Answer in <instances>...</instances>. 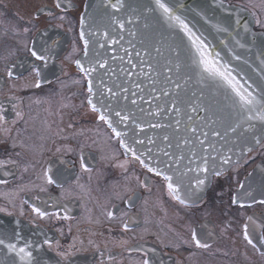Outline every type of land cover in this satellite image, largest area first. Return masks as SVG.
Wrapping results in <instances>:
<instances>
[{
    "label": "flooded vegetation",
    "instance_id": "1",
    "mask_svg": "<svg viewBox=\"0 0 264 264\" xmlns=\"http://www.w3.org/2000/svg\"><path fill=\"white\" fill-rule=\"evenodd\" d=\"M88 1L60 0L61 7L57 8L56 0H0V115L7 121L0 122V160L16 161L0 168V180L6 181L0 183V208L13 213L8 216L0 212V219L19 220L28 237L47 232L63 248L74 240L80 247L83 240L87 250L77 253L75 264H141L145 258L152 264H264V256L240 235L248 217L253 216L256 224L250 225V234L257 248L264 249V241L257 239L264 224V205L253 203L251 198L242 201L251 206L230 204L238 182H244L257 200L264 199L260 194L264 148L256 145L252 136L244 138L229 153L233 163L224 166L225 174L213 176L192 207L173 200L162 177L147 172L130 153L126 154L87 105V81L75 61L83 57L80 17L85 16ZM223 1L246 11L254 30L264 33V0ZM41 8L43 14L37 12ZM25 28L30 30L25 32ZM38 29H47L49 45L59 43L43 71L41 87L35 88L33 58L24 45L41 41ZM74 45L76 52L72 51ZM9 70L12 78L8 77ZM101 73H93L95 84ZM18 111L22 119L17 117ZM118 130L127 133L124 139L138 155L152 148L159 159L158 149L168 143L162 137L164 129L154 139L159 148L148 142L137 144L134 133L123 126ZM169 140L173 145L178 141L177 136L175 141ZM248 148L253 151L247 152ZM146 163L151 164V158ZM49 168L52 173H63L59 186L45 183L43 173ZM41 187L46 191L41 192ZM44 201L48 202L47 211L67 214L70 219L53 216L30 224L34 217L31 205L44 207ZM21 209L23 216L19 215ZM125 223L130 229L127 232ZM193 228L198 238L200 233L210 234L202 241L210 245L208 249L182 242ZM110 256L113 259L109 260Z\"/></svg>",
    "mask_w": 264,
    "mask_h": 264
},
{
    "label": "snow or ice",
    "instance_id": "2",
    "mask_svg": "<svg viewBox=\"0 0 264 264\" xmlns=\"http://www.w3.org/2000/svg\"><path fill=\"white\" fill-rule=\"evenodd\" d=\"M220 5L223 6V0H220ZM123 6V0H115V2L113 0H101L96 7L105 9L101 21H105L106 17L107 26L118 23L119 27L123 28L124 24L106 11L108 8L119 11ZM56 7H61L60 0H56ZM183 7V4L175 3L174 0H152V3L143 6L144 11L141 15H144L145 20H154L159 27L167 32V37L161 33L160 46L155 47V52L158 58H163L166 61L165 68L168 74L165 75V81L172 85V90L175 91L177 97L176 102L172 104L173 109L179 113L181 109L177 105L187 103L193 113L212 112L213 116L216 117L215 119L206 120L205 117H200V119L204 127L219 125L218 128H212L211 131L212 137L216 138L215 140L210 139L209 133L206 131L200 133L203 136V139H200V136L196 135L197 128L188 126L185 131L190 132L191 136L181 137L182 143L177 141L173 145L169 137L163 138L168 143L164 148L158 149L159 159L153 155L152 148H148L146 152L138 155L137 149L124 139L127 133L118 130L120 124L127 126L125 122L130 118L128 115L122 114L123 109L117 110L113 106V100L118 103L119 93L111 87H106L102 78H100L99 85H96L93 77L96 67H86L85 63H82V59L89 65L93 63V58L89 55L91 37L101 35V33L88 28L89 20L83 15L80 17L81 30L79 32V40L83 41V57L77 59L75 63L87 81L86 90L89 97L87 105L91 113L95 114L100 122L107 125L125 149L126 154L130 153L137 162L147 169V172L155 174L156 177H162L167 194L173 200L180 205L192 207L197 200L202 198L200 193L204 191L206 184L211 182L212 177H220L225 174L224 166L233 163L229 153L234 151L235 144L245 138V133L256 132L257 124L260 125L259 135L254 134L252 139L256 145L264 148V41L257 43V36L253 33L250 41L241 43V40L236 38L240 36L239 30H237L236 37H233L235 45L252 53L253 56L257 57L259 63L253 69L248 58L237 55L233 51L232 60L241 61L240 64L233 66L232 62L226 60L221 52L216 50V46L208 41L207 36L199 32L185 16L178 13V9ZM132 11L136 12L138 9ZM37 12L43 14L44 9H37ZM33 18L39 19V16ZM59 19L63 20L65 17H59ZM128 23H132L131 18H129ZM236 24L242 26L245 33L249 32L248 25H241L239 19L236 20ZM144 27L147 29L150 24L145 23ZM214 27L218 32L228 31L227 28H222L219 24L214 25ZM29 30V28L24 29L25 32ZM37 31L42 38L41 41L37 44L34 40L32 46L25 44L24 47L33 58L31 73L37 79L32 87L40 88L43 71L48 66L49 61L52 60L53 49L59 42L53 41L49 45L48 39L45 38L47 29H38ZM131 34L135 35V33ZM107 35V32L103 33L104 37ZM261 35L264 36V33ZM222 43L227 44V41H222ZM99 47L103 48L104 44H100ZM77 50L74 45L72 51L76 52ZM106 65L107 61L99 63L100 67ZM245 66L256 72L258 78L253 79L250 75H244ZM8 77H13L11 70L8 71ZM193 83L198 87L189 92ZM123 91L127 92L128 90L123 89ZM181 93H184L186 99L180 98ZM165 94L167 95V92ZM124 98L127 99V97ZM2 112L3 108H0V113ZM16 115L20 119L23 118V114L19 111ZM113 116L118 119L114 120ZM191 119L192 117L189 116V120ZM0 122H7L3 115H0ZM176 123L179 126L180 121L177 120ZM151 127H160V125H151ZM5 131L8 130L5 129ZM232 134H237L235 140L232 139ZM135 142L139 145L145 143L144 140ZM148 143L154 145L155 141L149 139ZM230 143L233 145L232 147H228ZM173 147L179 151L168 150ZM185 149H187L186 153ZM252 151V148L247 149L249 153ZM141 156H144L145 159H142ZM148 158H151V164L146 163ZM15 163L14 160H0V168ZM81 166L84 167L83 164ZM85 170L88 171L89 169L85 167ZM50 173H52L50 168L43 173L45 183L59 186L60 177L63 176V173ZM0 183H6V181L0 180ZM40 191H46V188L41 187ZM260 194L264 196V183L260 186ZM247 198H251L253 203L264 205V199L257 200L244 182H238L230 204L240 207L251 206L242 202ZM36 199L39 197L37 196ZM24 203L27 204L28 201L25 200ZM43 204L44 207L31 205V213L34 214V217L29 220L30 224L53 216L56 219H70L67 214L61 216L58 212L47 211V201H44ZM0 212L6 213L8 216L13 215L7 208H0ZM19 215H25L22 209ZM107 215L109 218L113 217L112 212L107 213ZM255 224L256 221L253 216H249L240 235L247 245L264 256V249L257 248L254 238L250 234V225ZM123 228L126 232L130 230L127 223L123 225ZM260 228L261 232L257 239L264 241V224H261ZM208 236L210 234L200 233L198 238L197 230L193 228L190 237L182 239V242L192 244L199 249H208L210 245L207 242H202L206 241ZM92 243L91 240L88 241L89 245ZM79 245L80 247H77V242L74 240L67 248H63L59 241L50 239L47 232L44 231H40L38 234L33 233L31 237L25 236L21 222L16 220L10 229L0 227V254L4 257L0 259V264H75L74 257L77 253L87 250L83 240L79 241ZM62 248L63 250H61ZM97 251H99L98 247ZM100 254L103 255V253ZM147 255L148 252L145 251V256ZM111 259L113 258L110 256L109 260ZM141 264H152V262L145 258Z\"/></svg>",
    "mask_w": 264,
    "mask_h": 264
},
{
    "label": "water",
    "instance_id": "3",
    "mask_svg": "<svg viewBox=\"0 0 264 264\" xmlns=\"http://www.w3.org/2000/svg\"><path fill=\"white\" fill-rule=\"evenodd\" d=\"M100 2L101 0H89L87 3L85 17L89 20L88 28L101 33V35L91 37L89 55L93 58V63L89 65L86 61L84 62L86 67L94 66L96 72H102L101 78L105 86L111 87L119 93L118 103L113 100V106L117 110L123 109L122 114L130 117L125 122L127 126L125 124L119 126L127 128L128 132H133L135 141L144 140V145L148 144L149 139H156L161 129H164L165 133L163 138L167 136L175 141L174 137L177 136V140L182 143L181 137L191 136L190 132L185 131L188 126L197 128L196 135L200 136V139H203L200 133L206 131L209 133V138L215 140L211 131L212 128H218L219 125L204 127L200 119V117H205L206 120L215 119L212 112L193 113L187 103L177 105L181 109L179 113L172 107L177 97L175 91L172 90V85L165 81V75L168 74L165 68L166 61L163 58H158L155 52V47L160 46L161 33L167 37V32L159 27L154 20H145L144 15H141L144 11L143 6L152 3V0H123L124 6L119 11L108 8L106 11L123 23V28H120L118 23L107 26L106 17L105 21H101L105 9L96 7ZM174 2L184 5L183 8L178 9V13L185 16L199 32L207 36L208 41L215 45L216 50L220 51L226 60H230L233 66L241 63V61L232 60L234 51L235 54L248 58L252 68H256L259 63L257 57L246 49L236 46L233 39L236 37V31L239 30L240 36L236 38L240 39L241 43L250 41L253 33L257 36V43L264 41L262 33L254 30L251 16L246 11L224 1L221 6L220 0H174ZM133 9H138V11L133 12ZM129 18L132 19V23H128ZM237 19L240 20L241 25H248V33H245L242 26L236 24ZM145 23H149L150 27L146 29ZM217 24L222 28H227L228 31L218 32L214 27ZM104 32L108 33L107 37L103 36ZM131 33H135V35ZM222 41H227V44ZM100 44H104V47L100 48ZM96 61L99 63L107 61V65L100 67ZM243 74L250 75L253 79L258 78L256 72L251 71L247 66H245ZM196 87L198 85L193 83L189 92ZM123 89L128 91L124 92ZM180 98L186 99L184 93H181ZM189 116L192 117L191 120H189ZM113 117L114 120L118 119ZM177 120L180 121L179 126H177ZM151 125H160V127H151ZM259 128L260 125L257 124L255 133L259 134ZM236 135L232 134L233 140ZM253 135L254 133H245L244 137L248 138ZM153 146L159 148L156 144ZM229 146L233 145L230 143ZM186 152L187 149H185ZM13 224V221L0 219L2 228L10 229ZM3 258V255L0 254V259Z\"/></svg>",
    "mask_w": 264,
    "mask_h": 264
}]
</instances>
